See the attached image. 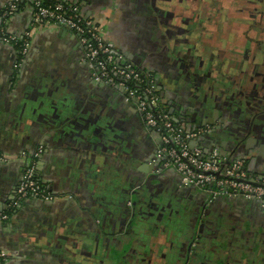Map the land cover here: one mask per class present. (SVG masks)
Masks as SVG:
<instances>
[{
  "label": "crops",
  "instance_id": "crops-1",
  "mask_svg": "<svg viewBox=\"0 0 264 264\" xmlns=\"http://www.w3.org/2000/svg\"><path fill=\"white\" fill-rule=\"evenodd\" d=\"M68 1L98 23L102 38L116 52L156 75L161 98L171 102L176 120L194 127L208 121L215 128L208 143L216 140L223 153L244 159L248 171L264 175V91L252 89L247 104L240 93L231 105L210 104L220 89L194 85L188 48L181 44L190 37L176 36L178 43L171 38L162 16L168 9L158 5L164 0ZM7 2L0 0V25ZM31 20V6L23 3L3 24L13 35L32 33L17 69L16 48L0 42V155L8 158L0 161V212L15 196L27 157L37 155L36 175L57 199L25 200L0 223V251L5 254L0 264H264V208L243 198L221 201L217 235L194 237L190 249L191 237H156L152 244L148 237H130L126 203L142 183L156 202L170 199L176 211L193 202L200 208L207 199L182 188L171 170L148 166L147 171L155 140L133 106L91 79L70 32L34 29ZM193 50L199 56L195 46ZM206 61L201 60L202 70ZM222 71L231 77L226 80ZM220 73L226 83L245 84L231 67ZM218 118L223 125H216ZM235 201L240 210L231 208ZM253 203L255 220L244 213ZM196 219V214L187 218L189 233ZM232 238V248H224ZM209 242L216 243L213 254L204 250Z\"/></svg>",
  "mask_w": 264,
  "mask_h": 264
},
{
  "label": "built area",
  "instance_id": "built-area-1",
  "mask_svg": "<svg viewBox=\"0 0 264 264\" xmlns=\"http://www.w3.org/2000/svg\"><path fill=\"white\" fill-rule=\"evenodd\" d=\"M21 3L32 9L31 26L59 27L70 32L82 50L91 79L109 87L124 97L143 125L157 139L151 163L159 170H172L184 188H192L210 200L243 198L264 208V175L248 171L245 160L222 153L208 143L209 125L194 127L175 119L171 109L160 96L156 75L143 71L116 52L101 35L98 23L81 15L77 3L68 0H8L1 14L0 42L12 45L17 51V69L27 54L31 31L23 36L7 32L3 24L18 10ZM37 156V155H36ZM36 156L27 157L26 166L13 200L5 210H13L28 199L51 202L57 199L36 175ZM1 162H7L0 155ZM0 212V223L10 218ZM5 254L0 251V262Z\"/></svg>",
  "mask_w": 264,
  "mask_h": 264
},
{
  "label": "flooded vegetation",
  "instance_id": "flooded-vegetation-1",
  "mask_svg": "<svg viewBox=\"0 0 264 264\" xmlns=\"http://www.w3.org/2000/svg\"><path fill=\"white\" fill-rule=\"evenodd\" d=\"M210 1H211L210 3L207 1L205 3H201V16L199 19H197L195 10L184 11L183 9H179L176 6L168 9L167 12L162 16L164 20H168L167 21L168 25H166V27L169 30V34L171 35V38L172 37L176 38V36L186 37L185 35L186 34L188 35L191 32L192 33L199 32L200 31L199 27H201L205 17L207 15H212L211 14L212 8L215 5H218L216 1L214 0H210ZM218 2L220 3L221 6L225 5V0H218ZM151 3L152 2L150 1V4ZM195 6H197V2L195 3ZM249 10H250L249 12L252 11L251 8ZM250 17L252 18L251 15ZM259 17L260 16H258V18ZM225 18H228V15H222V19L225 20ZM243 18L246 19L248 17H245V14H244ZM173 19H176L175 23L170 24L169 20L172 21ZM213 19H215L214 16H213ZM256 26L259 28H262V25L260 23H258V25ZM218 30L219 29L217 28L216 30H213V32L218 33ZM229 32H230L229 30H225L224 33H227L226 37H222L223 39H226V41H227ZM232 32L236 33L234 34L235 37L233 38L232 41L234 43L239 42V44L243 43L242 44L243 49L241 53H236L235 51H232L233 54H237L236 57L239 60H235L230 57H227L232 54L230 53V51H228V47L230 46V41L224 42V46H225L224 48L221 47V45L218 42L216 43L213 39H210V40L205 39L204 36H201L200 38L190 39V40L184 39L183 42L181 43L182 46H185L186 48H188L187 57L190 59L189 66L192 67L191 71L192 72L194 71L192 75H193L194 85L196 86V88H198V86H200L201 88L202 86L207 85V88L210 87L209 88L210 90L214 86H217L220 89V94L218 95V98L214 100V102L213 100L210 102V104H215L217 106H224L225 102H227L228 105H231L232 104L231 99L235 97L236 93H240V95L243 94V99L245 100V103L247 104L248 101L250 100L249 94H251L252 89L256 87V88H261L264 91V56L260 55V53L257 52V49H259V47L264 46V41L260 43L259 42L251 43L249 41L242 42L240 40H245V38H243V36L241 35V31H238V32L232 31ZM201 33H204V32H201ZM251 33H253V31ZM251 38H253L252 34H251ZM178 42H181V41H179L178 38H176L175 43H178ZM196 44L201 45V52L198 53L199 56L192 55L194 51L193 50L194 46ZM217 49L219 50L218 56L215 55L216 54L215 51H217ZM204 58L207 61H206L204 70H202L200 68L201 60H204ZM226 67H231L232 69H235L236 73H238L239 76L241 75L242 79L244 78V80H246L244 81L245 84L240 86V85H237V82L235 81L231 82V80L228 83H226L223 79L227 78L226 80H228L229 77L231 76L223 73L222 71L223 75L225 76V78H223V75H221L222 73H220L221 70L225 71ZM218 70H219V73H217ZM211 80L215 81L216 84H213V81ZM240 83H242V81H240ZM236 86L238 87L234 89ZM169 102L170 101H168L166 104L168 105V109L170 110L171 102L170 103ZM171 110L173 111V109ZM205 124L209 125L208 121L204 123L203 126H205ZM216 125L217 126L223 125L222 118H218V120L216 121ZM209 126L211 127V134L209 136H212L215 128L211 126V123ZM150 136L152 139L155 140V146H154L152 155L150 156L149 160H147V164H146L147 171L149 170L148 166L154 167V165L151 163V160L153 159V155H154V152L157 146L156 136L153 133H151V131H150ZM210 144L220 149V146L216 140H214ZM229 155L233 156L232 154H229ZM150 175L152 174L149 173L148 176ZM178 183H179V179H178ZM146 186L147 185L146 184L144 185L143 183L141 186L139 187L137 186V190L138 189L139 190L138 191L135 190V193L133 194V196H131L130 200L126 203L127 207L130 208L129 214L131 215V224H130L131 227L128 229V232H127L130 234V237H133V239L135 238V239H141V240H145L146 238L144 237H148V239L151 241V244H152V241L156 237H181V236L182 237H192L193 241L188 243V247L190 249L192 248V246H194V242H195L194 237H214L215 235H217L216 229H218L219 223L216 220L215 216H216L217 210L219 209V206L221 205V201H223L224 199L210 200L207 196H205L202 193L206 197L207 200L205 204H201L200 208H198L199 203L197 207L195 206L197 203L194 205L195 202H193L190 206L186 207V210L180 211L179 209L176 211L175 208L173 209L170 199L164 200L161 202H156L155 197H152L154 195L151 194V192L153 191L151 189L150 191L149 188H147ZM186 189L195 190L192 188H186ZM230 206L233 210L235 209L240 210L242 205L241 203L235 201V202L230 203ZM255 206L256 204L254 203L249 204L248 207H245L244 213L248 215L249 217H252L254 215L253 211L255 210ZM195 214H196L197 221L192 229V233H189L188 232L190 231L189 225H186L187 218L191 219L192 216ZM254 218L256 217L253 216V219ZM155 224H157L158 226H155ZM263 228L261 229L263 230ZM223 234L224 233L222 232V235ZM223 237H225V235H223ZM229 237H236V236L232 235ZM167 241H169V239ZM230 242L225 241L224 248L231 249L235 241L232 238ZM215 244L216 243L214 242L207 243V245H205L204 250L208 252L209 254H213L216 248ZM257 245L259 246L257 250H259L260 252L261 250L260 244H257ZM133 246L134 247L136 246V242H134L130 246L129 248L130 254L132 252L131 249L134 248ZM132 254H134V252Z\"/></svg>",
  "mask_w": 264,
  "mask_h": 264
},
{
  "label": "rangeland",
  "instance_id": "rangeland-1",
  "mask_svg": "<svg viewBox=\"0 0 264 264\" xmlns=\"http://www.w3.org/2000/svg\"><path fill=\"white\" fill-rule=\"evenodd\" d=\"M206 1L209 3L211 2L210 0H166L158 1V5L161 4L164 9H170L171 7L176 6L179 9H183L184 11L195 10L197 19H199L201 16V3H205ZM214 1H216L218 5H215L212 8V15H207L205 17L201 27H199V32H191L190 35L186 34V39L188 37H190L189 39H194L204 36L205 39H213L216 43L218 42L221 47L224 48V42L226 41V39H223L222 37H226L227 33L224 32L225 30H229L230 32L228 33L227 41H230V46L228 47V51H230V53H232V51H235L236 53H241L243 49V43L239 44V42L234 43L232 41L235 37L234 34H236L232 31H241V35L243 36V38H245V40H240L242 42L249 41L251 43H260L264 41V0H225V5L223 6L220 5L218 0ZM196 2L197 6H195ZM250 8L252 10L251 12H249ZM244 14L245 17L248 18L244 19ZM222 15H228V18H225V20H223ZM250 15L252 16V18L250 17ZM213 16L215 17V19H213ZM258 16L260 17L258 18ZM175 21L176 19H173L172 23H175ZM258 23L262 25V28L256 26L258 25ZM217 28L219 29L218 33H214L213 30H216ZM252 31L253 33H251ZM251 34L253 38H251ZM195 51L197 54L200 53L201 45L196 44ZM218 51V49L217 51H215L216 56H218ZM257 52L260 53V55L264 56V46L259 47V49H257ZM236 55L237 54L232 53L227 57L239 60ZM229 72L231 71L229 70Z\"/></svg>",
  "mask_w": 264,
  "mask_h": 264
},
{
  "label": "trees",
  "instance_id": "trees-1",
  "mask_svg": "<svg viewBox=\"0 0 264 264\" xmlns=\"http://www.w3.org/2000/svg\"><path fill=\"white\" fill-rule=\"evenodd\" d=\"M23 3H21L18 7V9H20L22 7ZM16 208H14L13 210H5V213H7L9 215V217L15 212Z\"/></svg>",
  "mask_w": 264,
  "mask_h": 264
},
{
  "label": "water",
  "instance_id": "water-1",
  "mask_svg": "<svg viewBox=\"0 0 264 264\" xmlns=\"http://www.w3.org/2000/svg\"><path fill=\"white\" fill-rule=\"evenodd\" d=\"M65 30V29H64ZM67 31V30H66ZM74 37V36H73ZM122 97V96H121ZM122 98H124V97H122ZM125 99V98H124ZM131 104V103H130ZM171 112H173L172 110H171ZM149 133H150V131H148ZM222 153H223V151H221ZM26 164L27 163H25V166H26ZM36 200V199H35ZM220 200V199H219ZM222 200V199H221Z\"/></svg>",
  "mask_w": 264,
  "mask_h": 264
}]
</instances>
